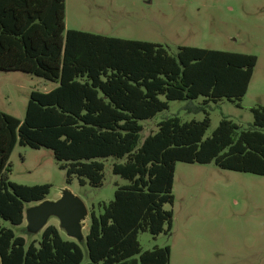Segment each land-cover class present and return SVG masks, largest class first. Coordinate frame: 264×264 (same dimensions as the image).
Here are the masks:
<instances>
[{
    "label": "trees",
    "instance_id": "16d2710c",
    "mask_svg": "<svg viewBox=\"0 0 264 264\" xmlns=\"http://www.w3.org/2000/svg\"><path fill=\"white\" fill-rule=\"evenodd\" d=\"M66 0H0V72L20 71L58 83L33 92L24 121L0 112V264H83L81 245L56 226L27 248L13 226L26 221V207L46 201L50 185L10 181V159L20 144L54 153L67 182L102 188L104 159L129 184L116 191L103 212H91L88 264H171L170 246L144 252L140 233L169 235L178 163L208 165L264 177V107L253 109L248 130L224 118L205 139L211 102L241 103L258 58L194 47L172 55L155 43L66 29ZM164 98V99H162ZM204 99L202 105H196ZM172 101L188 102L202 121L171 117L143 140L142 121L154 119Z\"/></svg>",
    "mask_w": 264,
    "mask_h": 264
},
{
    "label": "rangeland",
    "instance_id": "374dc122",
    "mask_svg": "<svg viewBox=\"0 0 264 264\" xmlns=\"http://www.w3.org/2000/svg\"><path fill=\"white\" fill-rule=\"evenodd\" d=\"M65 22L67 31L155 43L172 55L180 47H194L256 56L258 63L243 101L223 100L205 107L212 120L205 139L212 137L224 118L242 130L253 128V109L264 107V0H66ZM58 86L20 71L0 72V112L24 121L31 94L49 93ZM203 103L204 99L195 102ZM187 106L186 101H172L168 110L142 121L143 140L171 117L183 122L206 118L207 112L190 113ZM102 161L105 184L94 188L81 185L78 179L68 184L67 173L51 150L18 144L10 159V181L30 187L50 185L46 201L56 202L69 190L86 204L85 240L77 241L85 254L83 264L90 263L86 240L92 210L102 213L118 188L129 184L113 173L115 159ZM173 193L174 205L166 206L174 212L173 230L156 238L149 232L140 233L144 252L170 246L171 264H264L263 176L223 170L215 163H178ZM3 225L25 238L27 248L42 240L44 230L31 234L26 221L22 226L6 221ZM48 226H56L64 239H71L57 218H51Z\"/></svg>",
    "mask_w": 264,
    "mask_h": 264
},
{
    "label": "water",
    "instance_id": "95a60500",
    "mask_svg": "<svg viewBox=\"0 0 264 264\" xmlns=\"http://www.w3.org/2000/svg\"><path fill=\"white\" fill-rule=\"evenodd\" d=\"M89 216L86 204L66 190L60 200L56 202L44 201L26 210V222L28 232L38 234L43 231L51 218L60 221L61 228L68 237L78 242H83L85 222Z\"/></svg>",
    "mask_w": 264,
    "mask_h": 264
}]
</instances>
